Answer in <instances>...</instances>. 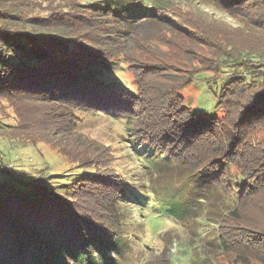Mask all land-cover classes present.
<instances>
[{
    "label": "rangeland",
    "instance_id": "1",
    "mask_svg": "<svg viewBox=\"0 0 264 264\" xmlns=\"http://www.w3.org/2000/svg\"><path fill=\"white\" fill-rule=\"evenodd\" d=\"M109 1L0 0L5 7L15 8L8 11L19 18L18 28L66 37L83 34L89 40L87 47L109 63L105 78L121 89L114 108L76 110L71 105L63 111L61 121L49 111L57 109L55 104L35 98L23 101V117L29 120L26 125L32 131L38 129L39 138L35 137L34 144L22 139L23 148L12 147L4 153L0 168L6 171L0 170V195L12 186L13 176L25 179L20 185L29 188L19 186L21 192L40 186L61 201L58 204L75 207L81 217L102 225L103 232L113 233L119 239L118 264H235L234 255L229 261L215 245L217 230L211 224L218 221L229 197L223 189L207 196L204 186L193 182L198 177H189L191 169L206 160L202 153L210 145L208 136L190 135L184 125L175 124L180 118L161 108L158 98L179 96L189 110L226 123L216 93L224 82L241 74L251 75V85H255L261 65L243 57L223 64L220 58L245 44L257 51L264 49V3L256 4L253 11L240 9L235 18L215 0H126L145 8H152L155 2L162 9L157 8V18L125 24L107 7L100 8ZM44 19L51 21L45 24ZM228 44L232 52L226 51ZM190 69L193 79L187 85L163 92L164 85L178 84ZM156 85L160 91L150 97V89ZM155 115L161 116L159 122L151 120ZM17 118L11 104L0 97V132ZM163 122L167 126L160 136L168 139H155L160 146L166 144L158 152L144 140L148 135L143 128ZM53 123L61 124V133L55 134L58 129ZM252 140L264 142V132L253 134ZM192 142L194 145L183 148ZM170 151L180 159L171 157ZM149 192L166 203H177L182 210L190 209L183 218L170 217L167 204L154 205ZM149 204L162 215L148 211ZM251 209V217L246 218L250 222L229 221L221 227L248 262L262 264L254 257L264 256V217L260 210Z\"/></svg>",
    "mask_w": 264,
    "mask_h": 264
},
{
    "label": "trees",
    "instance_id": "2",
    "mask_svg": "<svg viewBox=\"0 0 264 264\" xmlns=\"http://www.w3.org/2000/svg\"><path fill=\"white\" fill-rule=\"evenodd\" d=\"M215 2L223 11L236 18L240 9L249 8L253 11L256 4L264 3V0ZM106 7L115 17L123 18L122 23L125 24L130 23V20L157 18V8L162 9L155 2L152 8H145L126 0H112L100 6L101 9ZM9 9L15 8H7L0 2V22H9L0 23V97L11 104L18 118L0 132V160L8 149L16 146L23 148L20 140H29L34 144L35 137H38V129L35 134V131L30 130L33 127L26 125L29 120L23 117L22 106H25L23 101L26 99L35 98L42 103L55 104L57 109L49 111L53 112L57 121H61L65 113L63 111L71 105L76 110H110L117 105V95L121 91L114 82L112 84L105 78V71L110 68L109 63L87 47L85 43L89 40L83 34L66 37L58 33L46 34L18 28L20 20L11 15ZM44 20L45 24L51 21ZM37 22L42 23V19ZM257 49L245 44L234 54H225L220 58L223 64L231 58L243 57L261 65L257 71L261 74L255 85H251V75L246 74L233 76L221 85L216 98L224 110V124L189 110L182 104L179 96L177 99L169 94L158 98L161 108L172 111L169 113L180 118L175 124L184 125L190 135L199 133L201 136H208L210 142L207 144L210 145L202 153L206 160L202 165L194 166L189 177H198L193 182L201 183L204 186L202 191L207 196L210 192L211 196H215L216 190L223 189L229 197V204L222 207V215L217 222L211 224L217 230L213 237L215 245L221 250L220 253L228 256L229 261L234 255L232 261L235 264L252 262L247 261L245 253L236 250L232 237L223 234L222 224L229 221L242 224L250 222L246 218L251 217V212L254 211L251 208L256 212L260 210L264 217V142L252 140L253 134L264 132V49ZM233 50L232 45H226V51ZM184 64L188 65V62L184 61ZM192 75L190 69L178 84L164 85L163 92L184 87L193 79ZM208 79L206 80L209 81ZM159 91L160 87L156 85L150 89V97L157 95ZM158 117L161 116H152L151 120L159 122ZM34 122L30 125H37ZM60 125L53 123L54 129H58L55 134L62 132ZM166 126L163 122L158 126L152 124L143 128L148 135V139L144 140L158 152L164 151L166 144L160 146L155 139H168L160 136ZM187 145H183V148L191 147L194 142ZM171 153V157L180 159L176 157L177 154ZM232 167L238 173H233ZM0 170L5 173L6 168L4 170L1 167ZM23 176L27 177L25 174ZM17 180L22 181L18 183ZM24 181L22 177L13 176L10 182L12 186L0 195V264H118L116 255L120 253L119 239L113 233L103 232L102 225L81 217L82 214L75 207L69 209L67 204H58L61 201L38 185L33 186L30 191H19V186L22 189L29 188L21 187L25 184ZM148 199L154 205L158 202L167 204L171 209L170 217L177 219L183 218L190 209L187 210V206L182 210L177 203L170 204L166 200L156 199L153 192L148 193ZM155 208L157 207L152 205L148 211L161 216L162 211ZM254 260L264 264V256L254 257Z\"/></svg>",
    "mask_w": 264,
    "mask_h": 264
}]
</instances>
